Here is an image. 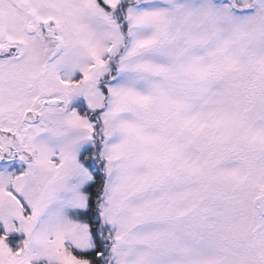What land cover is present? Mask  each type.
<instances>
[{"label":"snow or ice","instance_id":"obj_1","mask_svg":"<svg viewBox=\"0 0 264 264\" xmlns=\"http://www.w3.org/2000/svg\"><path fill=\"white\" fill-rule=\"evenodd\" d=\"M0 264H264V0H0Z\"/></svg>","mask_w":264,"mask_h":264}]
</instances>
